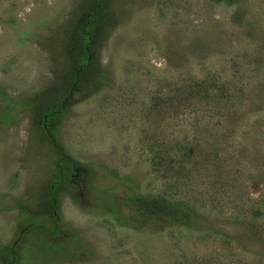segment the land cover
<instances>
[{"label": "rangeland", "instance_id": "374dc122", "mask_svg": "<svg viewBox=\"0 0 264 264\" xmlns=\"http://www.w3.org/2000/svg\"><path fill=\"white\" fill-rule=\"evenodd\" d=\"M78 1L0 0L5 94L24 99L50 82L41 44ZM113 1L116 23L96 53L108 80L74 98L57 134L92 179L59 202L79 248L48 264H264V0ZM205 75L230 96H186ZM29 129L28 113L0 126V247L17 231L15 201L47 171L48 148L28 149ZM123 177L138 192L193 202V228L114 223L93 195H119Z\"/></svg>", "mask_w": 264, "mask_h": 264}, {"label": "trees", "instance_id": "16d2710c", "mask_svg": "<svg viewBox=\"0 0 264 264\" xmlns=\"http://www.w3.org/2000/svg\"><path fill=\"white\" fill-rule=\"evenodd\" d=\"M113 2L79 0L66 25L51 31L41 44L48 50L52 63L51 80L38 92L15 99L0 89V126H9L17 114L28 113V149L48 148L44 164L47 171L41 182L36 181L15 201L17 231L9 245L0 247V264H48L75 258L79 235L68 232L59 215V202L62 194L77 190L70 183L75 170L83 192L91 187L92 179L88 171L81 170V165L63 152L57 134L64 109L76 99L98 91L108 80V73L101 68L96 53L98 44L116 23ZM228 90L215 76L205 75L188 83L184 92L190 98L200 96L207 100L213 96L212 92L219 98L229 97ZM226 102L231 104L232 101ZM129 181L127 177L120 178L123 189L119 195L110 193L108 187L93 195L97 206L102 207L114 223L154 233L176 226L193 228L196 213L193 202L141 193L127 185Z\"/></svg>", "mask_w": 264, "mask_h": 264}, {"label": "flooded vegetation", "instance_id": "af4514ba", "mask_svg": "<svg viewBox=\"0 0 264 264\" xmlns=\"http://www.w3.org/2000/svg\"><path fill=\"white\" fill-rule=\"evenodd\" d=\"M72 181L70 182L71 185L74 187V189L80 188V182L79 181V174L78 171L75 170V173L71 176ZM62 197L68 198L70 200V197L67 194H62Z\"/></svg>", "mask_w": 264, "mask_h": 264}]
</instances>
